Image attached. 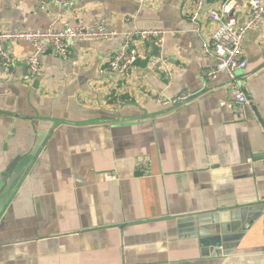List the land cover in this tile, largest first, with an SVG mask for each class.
<instances>
[{"label":"crops","instance_id":"0c3cea01","mask_svg":"<svg viewBox=\"0 0 264 264\" xmlns=\"http://www.w3.org/2000/svg\"><path fill=\"white\" fill-rule=\"evenodd\" d=\"M187 1L73 0L41 12L35 0H0V31L104 20L118 32L78 41L66 59L48 51L36 79L30 45H10L13 64L0 67V186L40 147L0 214V264H264V210L240 236L249 216L232 215L264 206V24L243 44L239 77L253 105L235 113L226 76L204 78L215 64L202 52L212 7L197 25ZM240 4L239 25L248 17ZM144 29L165 31L160 55L140 44L148 59L126 76L110 72L124 35ZM151 58L166 62L170 81ZM183 92L196 97L176 110L155 101ZM211 214L218 220L197 224L199 236L179 221ZM222 226L230 237L219 256L203 237Z\"/></svg>","mask_w":264,"mask_h":264},{"label":"built area","instance_id":"2783aa9c","mask_svg":"<svg viewBox=\"0 0 264 264\" xmlns=\"http://www.w3.org/2000/svg\"><path fill=\"white\" fill-rule=\"evenodd\" d=\"M73 0H35L37 9L45 12L49 6H69ZM143 3L144 0H137ZM248 17L239 25L237 11L240 0H188L185 15L189 21L199 24L202 20V11L206 4L212 8L206 16L215 26L211 37L203 43L202 52L212 57L214 65L204 72V78L213 81L225 75L227 83L225 90L227 97L233 102L235 113L242 112L245 106L253 104L241 88L239 75L247 70L248 60L245 57L243 44L246 35L264 24V0H247ZM197 32H200L197 29ZM118 35L116 30L108 27L104 20L89 24L70 26L66 24L62 29L53 26L45 30L35 31H0V67L8 69L13 64L10 45L24 42L31 47L26 64L31 79H36L42 73V57L51 51L57 58L66 59L78 41H109ZM165 31L144 29L133 30L124 35L120 48L109 60V70L115 75L126 76L141 59H148L139 45L148 48L149 44L162 47L165 42ZM150 65L162 73L170 81L169 66L162 58H151ZM196 93L183 92L176 98L165 100L156 97L158 105L173 110L182 108L191 103Z\"/></svg>","mask_w":264,"mask_h":264},{"label":"water","instance_id":"95a60500","mask_svg":"<svg viewBox=\"0 0 264 264\" xmlns=\"http://www.w3.org/2000/svg\"><path fill=\"white\" fill-rule=\"evenodd\" d=\"M161 52V48L158 46H154V55L159 56ZM246 77V76H245ZM244 80V76L239 77V82L241 85V88L244 91V88L242 86V81ZM40 146H36L31 154L28 156L20 159L18 162H16L10 172L9 179L2 185L0 186V214L2 213L5 205L9 202L11 199L13 192L16 190L17 186L19 185L20 181L28 171L37 151L39 150ZM262 207V208H261ZM264 210V206H254L250 208H243L240 210H236L233 215V219H236L238 221L239 219H244L249 216L248 219V224L244 226V228L241 229L237 235H242L244 231H246L249 226L252 224V222L256 219V215L252 213H256L257 211ZM251 217V218H250ZM213 219V220H212ZM211 220V221H210ZM218 220V215L216 214H211V215H203V216H190L186 217L184 219H180L179 221H184L186 223H189L194 232L195 235L199 236V233L197 232V224H201V222H215ZM202 225V224H201ZM238 226V223H237ZM225 229L224 226H222L221 233L220 232H210L206 233L205 236L203 237V242H204V247L214 251L215 255H225V248L227 246L225 245V242L227 239H229V235H225ZM228 254V253H227Z\"/></svg>","mask_w":264,"mask_h":264}]
</instances>
